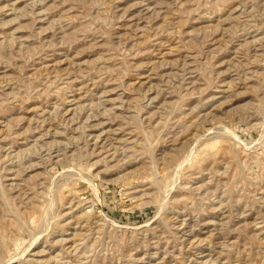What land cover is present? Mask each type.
Returning <instances> with one entry per match:
<instances>
[{
  "label": "rangeland",
  "instance_id": "obj_1",
  "mask_svg": "<svg viewBox=\"0 0 264 264\" xmlns=\"http://www.w3.org/2000/svg\"><path fill=\"white\" fill-rule=\"evenodd\" d=\"M0 264H264V0H0Z\"/></svg>",
  "mask_w": 264,
  "mask_h": 264
},
{
  "label": "bare ground",
  "instance_id": "obj_2",
  "mask_svg": "<svg viewBox=\"0 0 264 264\" xmlns=\"http://www.w3.org/2000/svg\"><path fill=\"white\" fill-rule=\"evenodd\" d=\"M96 115V114H95ZM88 121V120H87ZM99 234V233H98Z\"/></svg>",
  "mask_w": 264,
  "mask_h": 264
}]
</instances>
